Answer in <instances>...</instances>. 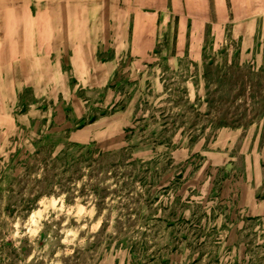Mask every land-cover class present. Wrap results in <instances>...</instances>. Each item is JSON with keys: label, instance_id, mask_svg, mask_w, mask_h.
I'll use <instances>...</instances> for the list:
<instances>
[{"label": "rangeland", "instance_id": "rangeland-1", "mask_svg": "<svg viewBox=\"0 0 264 264\" xmlns=\"http://www.w3.org/2000/svg\"><path fill=\"white\" fill-rule=\"evenodd\" d=\"M0 264H264V0H0Z\"/></svg>", "mask_w": 264, "mask_h": 264}]
</instances>
